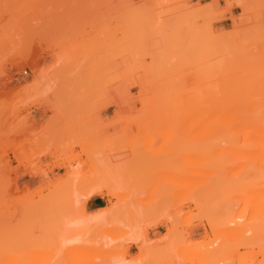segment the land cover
I'll use <instances>...</instances> for the list:
<instances>
[{
	"label": "rangeland",
	"instance_id": "1",
	"mask_svg": "<svg viewBox=\"0 0 264 264\" xmlns=\"http://www.w3.org/2000/svg\"><path fill=\"white\" fill-rule=\"evenodd\" d=\"M200 1L0 0V264H264V0Z\"/></svg>",
	"mask_w": 264,
	"mask_h": 264
},
{
	"label": "bare ground",
	"instance_id": "2",
	"mask_svg": "<svg viewBox=\"0 0 264 264\" xmlns=\"http://www.w3.org/2000/svg\"><path fill=\"white\" fill-rule=\"evenodd\" d=\"M231 104H232V103H231ZM247 105H248V104H247ZM252 105H253V104H252ZM197 106H199V105H197ZM197 106L195 105V107H197ZM202 106H203V105H202ZM192 107H193V105H192ZM195 107H193V108H195ZM200 107H201V106H200ZM231 107H232V106H231ZM252 107H253V106H252ZM238 108H239V107H238ZM241 108H242V107H241ZM236 109H237V108H236ZM245 109H246V108H245ZM250 109H251V108H250ZM252 109H253V108H252ZM255 109H256V107H255ZM255 109H254V110H255ZM261 109H262V108H261ZM217 110H218V109L215 110V113L217 112ZM219 110H220V109H219ZM221 110H222V109H221ZM262 111H264V110H262ZM183 112H184V110H183ZM213 112H214V109H213ZM229 112L232 113V112H233V109L229 110ZM246 112H247V110H246ZM246 112H245V113H246ZM198 113H200V112H198ZM211 113H212V112H211ZM215 113H214V115H212V118L215 116ZM218 113H219V112H218ZM220 113H221V112H220ZM245 113H243V114H245ZM254 113H256V112H254ZM257 113H258V112H257ZM205 114H206V112H205ZM205 114H203V116H204ZM209 114H210V113H209ZM216 114H217V113H216ZM238 114H239V113H238ZM258 114H259V113H258ZM219 115H220V114H219ZM233 115H234V113H233ZM254 115H255V114H254ZM209 116H211V114L208 115V118H209ZM216 116H217V115H216ZM223 116L225 117L224 114H223ZM223 116L221 115V117H223ZM200 117H201V116H200ZM221 117L219 118V116H218V117H216V118H218L219 120H221ZM228 117H229V116H228ZM235 117H236V116H235ZM213 119H214V121L217 120V119L215 120V117H214ZM223 119H224V118H223ZM225 119H226V118H225ZM241 119H242V118H241ZM247 119H248V118H247ZM219 120H218V121H219ZM229 120H230V117H229ZM229 120H228V121H229ZM244 120H245V118H244ZM244 120H243V121H244ZM251 121H252V120H251ZM226 122H227V121H226ZM257 122H258V121H257ZM252 123H253V122L248 123L249 127H250V125H251V126H254L255 122H254V124H252ZM259 123H264V121L260 120V122H258V124H259ZM237 124H238V123H237ZM255 125H257V123H256ZM262 125H264V124H262ZM239 126H240V125H239ZM254 127H255V126H254ZM256 127H257V126H256ZM258 127H259V125H258ZM258 127H257V128H258ZM260 127H262V129H261ZM260 127L257 129V131H259V129H260V130H261V131H260V132H261L260 135H262V134H264V133H262V132H264V126H261V124H260ZM252 128H253V127H252ZM250 129H251V128H250ZM250 129H249V130H250ZM255 129H256V128H255ZM260 132H259V133H260ZM248 134H249V133H248ZM262 138H264V136H262ZM238 145H239V144H238ZM238 145H237V146H238ZM140 211H141V210H140ZM167 232H168V231H167ZM167 234H169V233H167ZM169 235H170V234H169ZM169 238H170V236H169ZM167 240H168V238H167ZM141 247H142V246H141ZM138 249H140V248H138ZM141 250H142V249H141ZM140 252H142V251H140ZM142 259H143V258H142ZM142 261H143V260H142ZM139 262H140V261H139ZM134 263H135V262H134ZM179 263H180V262H179ZM179 263H178V264H179ZM184 263H186V264H192L193 262H192V260H187V261H184Z\"/></svg>",
	"mask_w": 264,
	"mask_h": 264
},
{
	"label": "crops",
	"instance_id": "3",
	"mask_svg": "<svg viewBox=\"0 0 264 264\" xmlns=\"http://www.w3.org/2000/svg\"><path fill=\"white\" fill-rule=\"evenodd\" d=\"M200 2H201V3H204V2H208V0H201ZM231 14H232V12H231ZM227 21H230V17H229L228 15H226L225 19H223V20L221 21V24H222V27H223V28H225V27H224V23L227 22ZM97 200H98V198H95L94 200H90V201H89V205H93V204L95 203V201H97ZM97 208H100V207H97Z\"/></svg>",
	"mask_w": 264,
	"mask_h": 264
}]
</instances>
